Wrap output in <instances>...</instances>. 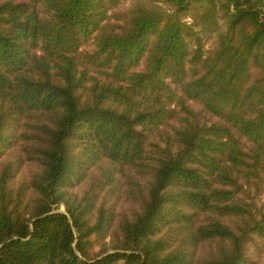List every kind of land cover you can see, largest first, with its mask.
<instances>
[{
    "label": "trees",
    "instance_id": "obj_1",
    "mask_svg": "<svg viewBox=\"0 0 264 264\" xmlns=\"http://www.w3.org/2000/svg\"><path fill=\"white\" fill-rule=\"evenodd\" d=\"M126 1L0 0V264H250L264 238V0Z\"/></svg>",
    "mask_w": 264,
    "mask_h": 264
},
{
    "label": "rangeland",
    "instance_id": "obj_2",
    "mask_svg": "<svg viewBox=\"0 0 264 264\" xmlns=\"http://www.w3.org/2000/svg\"><path fill=\"white\" fill-rule=\"evenodd\" d=\"M136 1H142L145 3L151 2L150 0H136ZM131 3L132 2L128 0L125 2L124 6L129 5ZM155 3L160 4L162 6H166V4L162 0H157ZM211 43L212 41L209 40L208 46H210ZM84 48L87 50H91L93 48V42H91L89 45H86ZM142 68H143V64L137 67L136 70H141ZM189 104L197 113L198 118L201 122L211 123L217 120L215 117L211 116L208 112H206L200 103L190 101ZM155 138H157V136ZM246 187H247L246 194L253 196V198L257 203V206L260 207L264 212V191L255 194V188L252 185H246ZM61 210H64V207H62ZM245 248H246V254L250 259V264H264V238L255 237L253 241L248 242L246 244Z\"/></svg>",
    "mask_w": 264,
    "mask_h": 264
},
{
    "label": "crops",
    "instance_id": "obj_3",
    "mask_svg": "<svg viewBox=\"0 0 264 264\" xmlns=\"http://www.w3.org/2000/svg\"><path fill=\"white\" fill-rule=\"evenodd\" d=\"M119 264H122V263H119Z\"/></svg>",
    "mask_w": 264,
    "mask_h": 264
}]
</instances>
